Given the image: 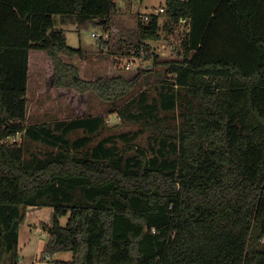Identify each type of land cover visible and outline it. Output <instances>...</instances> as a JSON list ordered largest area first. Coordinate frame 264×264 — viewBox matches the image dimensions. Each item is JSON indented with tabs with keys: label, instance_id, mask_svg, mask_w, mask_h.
Wrapping results in <instances>:
<instances>
[{
	"label": "trees",
	"instance_id": "1",
	"mask_svg": "<svg viewBox=\"0 0 264 264\" xmlns=\"http://www.w3.org/2000/svg\"><path fill=\"white\" fill-rule=\"evenodd\" d=\"M117 7L114 0H0V264L18 262L29 205L54 208L44 226L49 251L73 252L57 264H264V0H166L164 12L138 18V37L122 54L177 33L182 41L180 58H153L170 84L159 100L147 103L143 91L127 103L142 127L123 136H151L129 155L105 138L88 147L109 125L88 114L86 96L117 103L151 68L85 75L69 60L86 49L69 45L61 26L108 29ZM185 18L182 35L176 30ZM108 40L98 39L100 49ZM41 56L51 87L69 95L76 112L57 124L59 134L26 124L30 72ZM77 129L87 134L66 137ZM19 134L22 143L8 141ZM28 137L60 149L28 157Z\"/></svg>",
	"mask_w": 264,
	"mask_h": 264
},
{
	"label": "rangeland",
	"instance_id": "2",
	"mask_svg": "<svg viewBox=\"0 0 264 264\" xmlns=\"http://www.w3.org/2000/svg\"><path fill=\"white\" fill-rule=\"evenodd\" d=\"M123 3L125 6L122 10L116 8L117 10L115 9L110 19L108 29H106L110 34V39L107 44H104L105 47L103 49H100L101 44L98 42V38L93 35V32L103 33V25L92 24L81 29L72 23L62 26L66 31L69 45L75 48L82 46L86 49L83 58L75 57L69 60L75 63L83 74L92 77L109 76L117 73L131 74L139 68L137 62L127 71L122 67L125 64V57L123 56L126 55L122 54L123 50L128 49L138 37L137 13L144 12L149 7L159 9L165 6L166 0H126ZM112 23L117 29H113ZM177 34L174 35L175 38H177ZM153 44L161 47L166 42L154 41ZM164 52L166 54L160 56L158 61L180 58V55L173 52L170 46H167ZM45 59V56L38 58L37 60L40 61V64L33 63L30 72L26 124L29 126L46 125L54 133L59 134L61 129H59L57 124L74 118L76 112L72 104L68 102L69 95H61L56 88L51 87L49 65ZM149 63H151L150 66L142 64V69L151 68V70H148L143 75L128 96L118 100L117 103L103 100L95 92H90V95L86 96V99L90 101L88 111L93 115L106 117L109 125L96 131L93 135V140L88 145L89 148L94 147L103 138L107 140L108 146L114 145L119 149L120 153L127 155L136 152L138 147H147L149 145L151 136L148 131L138 135H130L129 137L123 136L124 133L137 131L142 127V124L136 118L130 116V108L127 103L133 97H138L143 91H146L148 95L147 103L153 104L159 100L155 98L162 87L170 85L164 81L166 67L163 64L154 63L153 59ZM179 104L173 110L175 121L178 124L181 120ZM122 108L125 109L123 110L124 115L120 114ZM86 134L87 131L85 129H77L69 132L66 137L74 141ZM14 139L22 143V134L17 135L15 138H10L8 141L13 142ZM27 147L28 157L36 155L39 158H46L50 153L57 154L60 149L57 145H51L29 137ZM79 153H82V151L80 150ZM53 219V206L29 205L27 207L26 217L20 226L19 259L17 264H57V261L72 260V251H57L54 253L49 251L50 237L45 232L44 226L52 224ZM60 221L62 225H65L68 221V215H63ZM38 227L43 229L39 230ZM6 264H10V262L8 261Z\"/></svg>",
	"mask_w": 264,
	"mask_h": 264
},
{
	"label": "built area",
	"instance_id": "3",
	"mask_svg": "<svg viewBox=\"0 0 264 264\" xmlns=\"http://www.w3.org/2000/svg\"><path fill=\"white\" fill-rule=\"evenodd\" d=\"M124 1L126 0H114V2H116L117 4H119L120 2L123 3ZM165 10H166L165 6H162L159 9L149 7L144 12H138L137 15H138V18H141L142 20L146 21V20H149L152 14H159V13L164 12ZM188 23H189V18L181 19L179 28L176 31L178 32L180 30L182 35H184L186 32L189 31ZM93 35L97 37L98 39L99 38H104V39L110 38V34L108 30L106 29H104V32L101 34H99L98 32H93ZM174 35L176 34H173L168 39L162 38L158 40V41L166 42V44H163L161 47H158L155 44H153L154 41H150L148 47H144L139 53L134 52L133 50L132 53L124 55L123 57H125V64L122 65L123 69L126 71L130 70L133 64H135L136 62L139 65L138 69L142 68V64H144V66H150L151 63H149V61L152 60L154 56H158L159 58L160 56H164V54H166L164 50L167 48V46H170L173 52L178 53L180 51V45H181L182 38H179L178 36L177 38H175Z\"/></svg>",
	"mask_w": 264,
	"mask_h": 264
},
{
	"label": "crops",
	"instance_id": "4",
	"mask_svg": "<svg viewBox=\"0 0 264 264\" xmlns=\"http://www.w3.org/2000/svg\"><path fill=\"white\" fill-rule=\"evenodd\" d=\"M118 5V7H117V9H120V10H122V8L125 6V4L124 3H119V4H117ZM116 9V10H117ZM115 12V11H114ZM114 12H113V14H114ZM113 14H112V16H113ZM111 16V17H112ZM114 23H112V27H113V29L115 30V29H117L114 25H113ZM64 25H66V24H64ZM137 25H138V20H137ZM61 26H63V25H61ZM110 39V38H109ZM88 114H91V112H89L88 111ZM91 115H93V114H91ZM39 228V230H42L43 228L42 227H38ZM45 232H47L46 230H45ZM48 234H49V232H47ZM49 237H50V235H49Z\"/></svg>",
	"mask_w": 264,
	"mask_h": 264
}]
</instances>
